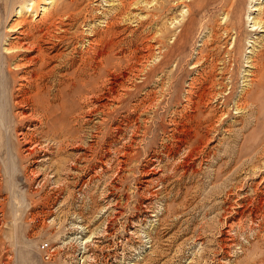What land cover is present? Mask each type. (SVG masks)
Instances as JSON below:
<instances>
[{
	"label": "rangeland",
	"instance_id": "1",
	"mask_svg": "<svg viewBox=\"0 0 264 264\" xmlns=\"http://www.w3.org/2000/svg\"><path fill=\"white\" fill-rule=\"evenodd\" d=\"M259 21L0 0V264H264Z\"/></svg>",
	"mask_w": 264,
	"mask_h": 264
},
{
	"label": "bare ground",
	"instance_id": "2",
	"mask_svg": "<svg viewBox=\"0 0 264 264\" xmlns=\"http://www.w3.org/2000/svg\"><path fill=\"white\" fill-rule=\"evenodd\" d=\"M50 1H48V3H49ZM259 11L260 9H258L257 7H252V11ZM253 27L254 28H252L251 29V31H256V30H258V31H264V23H261V21H259V22H254L253 23ZM259 27H260V29H259ZM264 39V38H263ZM211 41V40H210ZM263 42V41H262ZM264 44V43H263ZM262 47V46H261ZM264 48V47H263ZM261 50V49H260ZM263 55H264V51H263ZM257 56V55H256ZM260 57V56H259ZM261 58V57H260ZM259 60V59H258ZM259 63V62H258Z\"/></svg>",
	"mask_w": 264,
	"mask_h": 264
}]
</instances>
